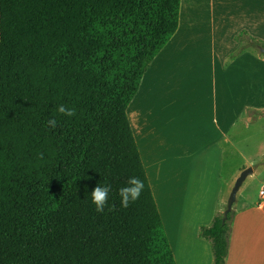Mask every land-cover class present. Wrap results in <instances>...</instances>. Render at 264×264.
<instances>
[{"label":"trees","instance_id":"1","mask_svg":"<svg viewBox=\"0 0 264 264\" xmlns=\"http://www.w3.org/2000/svg\"><path fill=\"white\" fill-rule=\"evenodd\" d=\"M179 6L0 0V264H176L126 111L176 32ZM119 12H142L147 26L135 40L107 42L94 24ZM58 105L75 115L57 113ZM130 177L144 189L123 208L118 192ZM98 184L111 189L102 213L90 197ZM232 215L200 228L212 264H225Z\"/></svg>","mask_w":264,"mask_h":264},{"label":"rangeland","instance_id":"2","mask_svg":"<svg viewBox=\"0 0 264 264\" xmlns=\"http://www.w3.org/2000/svg\"><path fill=\"white\" fill-rule=\"evenodd\" d=\"M183 2L185 5L208 4L202 0ZM253 7L256 6H250V10ZM260 7L264 11V5ZM232 9L229 4L215 1L211 20L207 14L198 19L183 11L179 36L175 40L169 38L156 53L153 71L151 66L143 74L140 95L132 99L127 109L143 133L147 153L144 163L148 167L150 187L161 216L162 233L167 240L170 229L175 235L168 243L172 244L179 263L185 230L189 231L188 245L202 240L200 228L211 224L209 218L215 211V215L223 214L239 174L247 168L255 171L240 186L232 211L241 203L256 199L261 186L260 177L264 175V92L239 94L237 88L224 92L221 88L211 87L213 82L222 81V73H231V88L240 85V80H233V76L244 78L245 74L259 73L260 68L252 66V57L260 61L257 62L261 64L264 81V40H249L247 37L229 40L231 34L228 31H233L241 22L232 14ZM148 12L144 11L145 14ZM133 21H138L141 31L135 28ZM145 22L142 12L137 18L119 12L110 19H99L94 28L107 42L113 38L135 40L133 32L142 34L147 26ZM262 24L264 34V22ZM192 36L193 39L189 40ZM161 54H168V61L158 68ZM215 55L217 59H214ZM162 76L169 80L158 86ZM160 87L169 91L159 92ZM235 100L246 105L247 118H242L231 129L221 121V129L226 132L229 127L231 132L225 137L227 140H218L213 133L218 126L213 107L221 109L224 103ZM140 143L144 148L141 138ZM180 169L185 170L181 177H187L188 184L189 180L193 181L191 190H181ZM191 175L195 177L191 179ZM35 203L33 218L38 223L44 207L37 199ZM176 209L179 214H170ZM185 218L187 225L181 231L180 221Z\"/></svg>","mask_w":264,"mask_h":264},{"label":"crops","instance_id":"3","mask_svg":"<svg viewBox=\"0 0 264 264\" xmlns=\"http://www.w3.org/2000/svg\"><path fill=\"white\" fill-rule=\"evenodd\" d=\"M183 1L186 0H180V6L178 12V28L176 32L170 37V38L173 37L172 40H175L179 36V33L181 31V27H182L181 20H182L183 11H186L187 14H191L193 18H195L196 16V18L198 19L201 18L203 14H207L211 20L214 11L215 1H217V3H225L232 6L233 8L231 11L232 14L235 15L236 18L241 21L239 24L235 25L233 31H228L231 34L229 40H238V39L242 40V38L245 37H247L249 40H264V34L262 32V28H263L262 23L264 22V11H261L262 7H260L264 5V0H202L208 2V4L204 6L197 5L196 3L194 5H185ZM250 6H256V7H253L252 10H250ZM257 8H259L260 10ZM192 39L193 36L189 40ZM162 46H164V44ZM168 56H169L168 54H161L159 56L158 68H160L162 64L168 61ZM155 57L156 55L154 56L153 61L148 67L149 69L152 66L150 69L151 71H153V68L155 66ZM191 58L193 59V54L191 55ZM214 59H217L216 55L214 56ZM251 59H254L252 66L255 65V67L260 68L259 73L252 72L250 74H245L244 78H240L239 76H233V80L235 81L240 80V85L232 88L230 82L231 73H226V74L222 73V77H223L222 81L219 80L213 82L211 84V87L213 88L216 87L217 89L221 88V90H223L224 92H228L233 88H237L239 94L247 93V92H256V93L264 92L263 72L261 69V64L259 65L260 61L257 59V57H252ZM220 74L221 73H219V76ZM168 80L169 79L167 77H163V76L160 77V81H158V86H163V84H166ZM158 90L159 92L169 91L168 88L163 89L161 87ZM146 93H148V89L145 83L144 94ZM136 95L137 97L138 95H140L139 88ZM136 99L137 98H135V100ZM213 110H215L214 113L215 122L218 125L213 129V133L219 137L218 140L225 139V137H227L230 134L231 132L230 129L233 125L238 124L242 118L243 119L247 118L246 105L244 103L237 102L236 100L234 102L224 103L221 109L217 107H213ZM130 114L128 111L127 113V117H129L128 121L129 124H131L130 127H132L131 130L139 151L142 165L145 169V172L147 173L146 175L148 182L150 180L151 183L150 175L148 174V169H147L148 167L144 163V156L146 157V151H144L145 148L144 149L142 148L139 137L140 135H138L137 133L138 127L133 120V115ZM221 121L225 126L230 127V129L228 127V130L226 132L223 131V129H221L220 127ZM243 123L244 125H247V121L244 120ZM143 130L145 132L144 128ZM228 141H229V137H228ZM184 171H185L184 169H180L178 174L179 183H182L181 190H184V188H188V189L190 188L191 190L192 188L191 184L193 181L189 180L190 183L188 184L186 182L187 177L185 178L181 177L182 176L181 174H184ZM254 172L255 171L252 170V174H254ZM194 177L195 175H191V179H193ZM260 178L259 179L261 182V186L259 187V190L257 192L256 199H251L249 202H243L237 208H233L231 230L229 236V247H228V254L225 260V264H264V196H260V190L264 187V175H262ZM182 199H184L183 196ZM170 214L177 215L179 213L176 209V210H172ZM215 214L216 211L213 213L212 215L213 217L209 218L210 220L209 222H211L212 218L216 216ZM186 221H187L186 218L183 219V221H180V225L183 227L181 231L186 227L187 225ZM185 231H186V233H184L185 238L184 241H182L183 245L181 246V263H179L176 253L175 251H173L172 244H170V249L172 251L175 263L176 264H212V253H211L210 245L207 244L208 242H205V240L201 238L202 239L201 241L203 242L197 240L196 244L188 245L187 243L189 240V231L187 229ZM173 236L175 235L171 232L170 229V231L167 233L169 243H171Z\"/></svg>","mask_w":264,"mask_h":264},{"label":"clouds","instance_id":"4","mask_svg":"<svg viewBox=\"0 0 264 264\" xmlns=\"http://www.w3.org/2000/svg\"><path fill=\"white\" fill-rule=\"evenodd\" d=\"M56 111L57 113L68 117L75 115V109L69 108L65 105H58ZM47 123L50 127H56L57 125V121L55 119H50ZM143 189L144 183L142 180L137 177H130L126 183V186L120 188L118 192L121 207L127 208L130 203L139 199ZM110 190V185L106 184H98L91 190V203L95 206V210L97 212L102 213L104 211L105 205L108 202V195Z\"/></svg>","mask_w":264,"mask_h":264},{"label":"water","instance_id":"5","mask_svg":"<svg viewBox=\"0 0 264 264\" xmlns=\"http://www.w3.org/2000/svg\"><path fill=\"white\" fill-rule=\"evenodd\" d=\"M251 174H252V168H247V169H244L239 174L238 178L236 179L234 187L231 190V193H230V196H229V199L227 202V207H226L225 211L223 212V220L224 221L227 220L228 214L230 212H232V207L236 201V195H237V192H238L240 186L242 185L243 181Z\"/></svg>","mask_w":264,"mask_h":264},{"label":"bare ground","instance_id":"6","mask_svg":"<svg viewBox=\"0 0 264 264\" xmlns=\"http://www.w3.org/2000/svg\"><path fill=\"white\" fill-rule=\"evenodd\" d=\"M137 130H138L137 133L140 135V138H141V140L143 141V144H144V148H145V149H144V148H143V149H144V151H146L145 143H144V140H143V139H144V137H143V133H142L138 128H137ZM140 132H141V134H140ZM146 154H147V153H146Z\"/></svg>","mask_w":264,"mask_h":264},{"label":"built area","instance_id":"7","mask_svg":"<svg viewBox=\"0 0 264 264\" xmlns=\"http://www.w3.org/2000/svg\"><path fill=\"white\" fill-rule=\"evenodd\" d=\"M260 196H264V187L260 190Z\"/></svg>","mask_w":264,"mask_h":264}]
</instances>
